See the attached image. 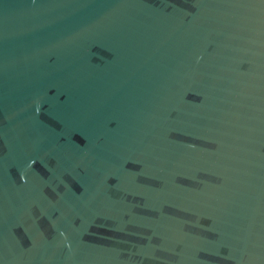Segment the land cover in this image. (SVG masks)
I'll return each instance as SVG.
<instances>
[{"label": "water", "instance_id": "1", "mask_svg": "<svg viewBox=\"0 0 264 264\" xmlns=\"http://www.w3.org/2000/svg\"><path fill=\"white\" fill-rule=\"evenodd\" d=\"M0 264H264V0H0Z\"/></svg>", "mask_w": 264, "mask_h": 264}]
</instances>
